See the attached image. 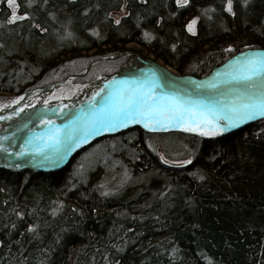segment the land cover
Segmentation results:
<instances>
[{"label":"trees","instance_id":"16d2710c","mask_svg":"<svg viewBox=\"0 0 264 264\" xmlns=\"http://www.w3.org/2000/svg\"><path fill=\"white\" fill-rule=\"evenodd\" d=\"M5 1L0 92L14 99L100 57L116 58L84 81L140 66L131 43L197 77L227 45L264 49V0H233L234 15L226 0H16L29 15L13 22ZM0 264H264V118L215 137L133 127L56 170L0 168Z\"/></svg>","mask_w":264,"mask_h":264},{"label":"snow or ice","instance_id":"6c2138e0","mask_svg":"<svg viewBox=\"0 0 264 264\" xmlns=\"http://www.w3.org/2000/svg\"><path fill=\"white\" fill-rule=\"evenodd\" d=\"M175 2L178 7H183L189 0ZM7 3L12 11L9 22L22 20L29 15L27 12L16 14L15 0H7ZM241 3L246 6L249 0H241ZM225 9L228 13L235 14L233 0H226ZM196 22L197 18L194 17L185 26L193 34ZM244 47L246 52L232 57L210 78H206L202 83L194 82L197 90L208 91H165L167 82L161 85L154 74L151 78L145 77L142 80L132 78L105 81L107 87L94 90L87 104L74 106L75 111L64 116L62 124H53L49 119L42 132L30 131L21 148L31 144L29 150L39 153L42 158L38 166L53 167L101 131L110 132L129 124L140 123L144 128L151 130L166 125L170 128H182L186 132L197 133L203 137H215L246 121L257 117L264 118V49H254L249 45ZM231 48L232 45H228V49ZM12 103L15 104L16 100ZM45 105L47 106V101ZM65 107L60 105L62 109ZM0 149H3V145H0ZM16 155L23 153L17 152ZM190 162L191 157L182 161L183 164ZM165 163L181 162L165 160ZM13 166L19 168L22 165L18 163ZM79 167L83 168V165ZM108 194V191L102 193ZM32 228L33 226L29 225V230Z\"/></svg>","mask_w":264,"mask_h":264},{"label":"bare ground","instance_id":"6f19581e","mask_svg":"<svg viewBox=\"0 0 264 264\" xmlns=\"http://www.w3.org/2000/svg\"><path fill=\"white\" fill-rule=\"evenodd\" d=\"M223 11L228 13L225 9V5ZM195 29H196V25H195ZM227 59H225L224 62L217 65L219 66V68L214 70V72L222 69V67L230 60L229 58ZM148 65H149V71H151L150 73H147L145 67L142 68L140 66L134 68L133 70L127 69L124 70L122 73L117 74V76H114L113 78L101 79L97 81V83H92L91 85H88L80 93H78L72 98L65 97L59 99L46 100L50 90V88L47 87L48 85H44V87L42 86L41 88H36L28 91L27 93L23 94L20 97V99L16 101L15 104L12 103L1 110L0 117L2 118H0V145H3V149H7L6 152H8V148L4 145L5 141L10 142V140L13 141V139L16 141L24 134L30 132L31 130L33 131L38 127L47 125L46 123L47 120L51 119L52 122L54 123V121L55 122L59 121L58 116L64 114L67 115L69 112H74L75 111L74 106L88 103V98L92 96L94 90H97L102 87H107L105 81L112 82L114 80L115 81L129 80L132 78H137L142 80L145 77L151 78L153 74L155 75L156 78L163 75L162 74L163 72L161 73V67L159 66L160 65L159 63L152 62V63H148ZM215 67H213L212 70ZM166 68L169 69V67ZM170 90H177V89L172 88L167 91ZM189 92H192V90ZM45 101H47V106L45 105ZM61 104L65 105L66 107L63 109L60 108ZM37 117H39V119H37ZM41 121L44 122L42 123ZM24 125H26V127H24ZM164 127L167 126L165 125ZM8 130L12 131V134L2 135V133H5ZM3 149H0V152H3L4 151Z\"/></svg>","mask_w":264,"mask_h":264},{"label":"water","instance_id":"95a60500","mask_svg":"<svg viewBox=\"0 0 264 264\" xmlns=\"http://www.w3.org/2000/svg\"><path fill=\"white\" fill-rule=\"evenodd\" d=\"M15 3H16V6H17L16 0H15ZM5 5L7 7H9V5L7 3V0L5 1ZM9 10L12 13L10 7H9ZM17 12H18V6L16 7V14H17ZM189 33L193 34L192 32H189ZM245 51H247V50H245ZM245 51H241V52H245ZM237 54L231 56L229 59H231L232 57L236 56ZM149 65H148V62L143 61V64L140 67H142V68L145 67L146 70H147V73H150L151 71H149ZM159 66L161 67V73L163 72L162 73L163 75L158 77L157 80H158L159 83H161V85H163L165 83V81L168 84V87H166L164 90L167 91L169 89L175 88L177 90H180L181 92H189L191 90L192 91H208L206 89L197 90L195 88L194 82H201V83L204 82L206 78H210V76L214 73V70L219 68V66H217L213 70H211L209 74L201 76V77H197V76H194V75L174 74L169 69L166 68L167 65H163V66L159 65ZM47 85H48L47 87H49L50 90H51V89L54 88V86L56 84L50 83V84H47ZM1 110L2 109H0V112H1ZM64 116H67V115L64 114V115L58 116L59 121H56V122L54 121L53 124H59V123L62 124L64 122V120H63ZM258 119H262V118L257 117L256 119L246 121V122L238 125L237 127H240V128L244 127L247 124H249V123H251V122H253L255 120H258ZM46 126L47 125L38 127L37 129H34L33 131L31 130V132L32 133L42 132ZM139 126L143 127V124H140V123L129 124V125H127L124 128H117L116 130L110 131V132L101 131L100 134L91 137L86 143H82L78 148H75L73 151H71L62 161L56 163L55 166H53V167H48V166L41 167V166H38L39 163L42 162V158L40 157L39 153L29 150L32 147L31 144L25 145L24 148H21V144H24L25 140L30 135V132H28L27 134H24L22 137H20L16 141L13 139V141L10 140V142H6V141L4 142V145L8 148V152H6V151L0 152V168H3V169L33 168V169H37V170H40V171L56 170V169H59V168L63 167L74 154L79 152L82 148L86 147L87 145H89L93 141H95V140H97L99 138H102L104 136H107V135L116 134V133H119L121 131L130 129V128H133V127H139ZM237 127H235V128H237ZM3 134L4 135H10V134H12V131L8 130L5 133H2V135ZM17 152H22L23 155L17 156L16 155ZM32 157H36V159H33ZM18 163L21 164L22 166L19 167V168H16V167L13 166V165L18 164Z\"/></svg>","mask_w":264,"mask_h":264},{"label":"rangeland","instance_id":"374dc122","mask_svg":"<svg viewBox=\"0 0 264 264\" xmlns=\"http://www.w3.org/2000/svg\"><path fill=\"white\" fill-rule=\"evenodd\" d=\"M123 14H125V11L122 9V10H120L118 12H113L112 16H113V18H115V20H117ZM129 47L132 48L133 51L137 53L135 55V59L138 60L139 63L141 62L143 64V61H145V62H148V63L155 62V63H159L160 65H163V62L161 60L154 59V57L152 55L146 54L145 52H143V53L142 52L141 53L138 52V50L139 51H141V50H140V48L138 47L137 44L131 43V44H129ZM254 49H260V48H255L254 47ZM245 50H247V49H243V50H240V51H245ZM232 51H233V48L228 49V45L225 48H223L222 55L227 56V57L223 56L222 58H224V59H223L222 62H224L225 59L230 58L231 55L228 56V54H232ZM125 54H127V53H125ZM132 57L134 58V56H132ZM115 58H116L115 56L114 57L109 56L108 58L107 57H100L98 59L91 60L89 64L91 65L92 62H95L96 60H105V59L112 60V59H115ZM90 65H88L86 68H84L81 74L79 73L80 72L79 69L76 68V70H78V74L79 75H74V73L73 74H68V75H65L64 77H61L59 79H56V80L49 81V82L45 83L44 85H47V84H50V83L56 84L53 89L49 90V93H48V96H47L46 100L59 99V98H65V97L66 98H72L75 95H77L78 93H80L85 87H87L88 85H91L92 83H97V81H99L101 79L113 78L114 76H117V74L122 73L124 70H127V69L133 70L134 68L139 67V66H135V67L131 68V67H127V66H129V65H127L125 68L119 70L118 73H112L110 76H108L109 74L108 75H104V74L96 73V74H98L96 77L90 79L89 81H84V78H86L88 75L92 74V71L90 70V67H91ZM167 67H169V70L172 73L180 74L175 69H173L172 67H170L168 65H167ZM210 71L208 73L204 74V75L209 74ZM204 75H202V76H204ZM25 92L20 94L18 97L20 98ZM6 95H7L6 93L0 92V105L3 104L4 107L8 106V104H7L8 102H9V105H10V104H12L13 100H16V101L18 100L17 99L18 97L14 99V97L11 98L10 96L8 97V95L7 96ZM4 107H0V109H3ZM166 128H170V127H162V128H158V129L163 130V129H166ZM172 129L173 130H180L182 128H172ZM195 134H197V133H195ZM157 152H158V154L160 156H162V151L161 150L158 149Z\"/></svg>","mask_w":264,"mask_h":264},{"label":"flooded vegetation","instance_id":"af4514ba","mask_svg":"<svg viewBox=\"0 0 264 264\" xmlns=\"http://www.w3.org/2000/svg\"><path fill=\"white\" fill-rule=\"evenodd\" d=\"M250 1V0H249ZM225 3H226V1L224 2V5H225ZM223 8H224V6H223ZM8 9H9V7H8ZM234 10V9H233ZM9 12H10V10H9ZM191 19H189V21H190ZM196 26H197V24H196Z\"/></svg>","mask_w":264,"mask_h":264}]
</instances>
